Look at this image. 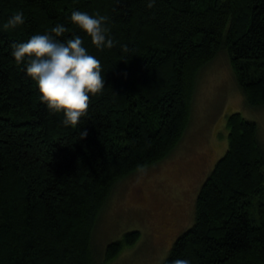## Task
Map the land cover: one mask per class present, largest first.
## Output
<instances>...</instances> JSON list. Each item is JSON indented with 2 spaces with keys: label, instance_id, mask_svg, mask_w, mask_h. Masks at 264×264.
Returning <instances> with one entry per match:
<instances>
[{
  "label": "trees",
  "instance_id": "trees-1",
  "mask_svg": "<svg viewBox=\"0 0 264 264\" xmlns=\"http://www.w3.org/2000/svg\"><path fill=\"white\" fill-rule=\"evenodd\" d=\"M0 0V264H109L141 238L106 246L92 234L102 208L125 177L167 158L185 136L200 72L225 49L247 104L264 106V0ZM108 19L111 49L98 50L70 20L73 11ZM24 23L4 24L14 12ZM79 35L100 61L104 88L89 93L87 114L65 126L63 111L40 100L36 82L11 55L13 43L50 34ZM127 45L128 51L122 50ZM229 147L202 184L195 223L162 264H264L253 199L264 190L258 126L227 117ZM87 136L81 138V132Z\"/></svg>",
  "mask_w": 264,
  "mask_h": 264
},
{
  "label": "rangeland",
  "instance_id": "rangeland-1",
  "mask_svg": "<svg viewBox=\"0 0 264 264\" xmlns=\"http://www.w3.org/2000/svg\"><path fill=\"white\" fill-rule=\"evenodd\" d=\"M198 77L190 124L176 149L165 160L123 178L102 208L91 245L98 261L107 244L135 230L141 238L109 264H162L167 259L175 240L194 225L201 186L229 147V113L241 112L257 123L264 149V106L247 104L227 51L220 50ZM260 204L264 190L251 206L255 225L260 224Z\"/></svg>",
  "mask_w": 264,
  "mask_h": 264
},
{
  "label": "clouds",
  "instance_id": "clouds-1",
  "mask_svg": "<svg viewBox=\"0 0 264 264\" xmlns=\"http://www.w3.org/2000/svg\"><path fill=\"white\" fill-rule=\"evenodd\" d=\"M155 4L156 0H147L146 6L151 9ZM107 19L98 13L92 16L78 10L70 16V20L91 37L98 50L115 46V41L107 38L109 30L104 27ZM23 23V12H14L4 24V29H14ZM66 30L65 26L57 24L50 34H36L26 42L13 43L11 55L17 64L24 63L27 76L38 86L41 102L54 113L63 111L62 123L65 126H76L87 114L89 93L96 95L105 86L100 61L88 54L79 35L65 41L57 39ZM121 47L124 52L128 51L127 45ZM86 136V130L81 132V138ZM171 264L191 262L175 259Z\"/></svg>",
  "mask_w": 264,
  "mask_h": 264
},
{
  "label": "crops",
  "instance_id": "crops-1",
  "mask_svg": "<svg viewBox=\"0 0 264 264\" xmlns=\"http://www.w3.org/2000/svg\"><path fill=\"white\" fill-rule=\"evenodd\" d=\"M215 165V164H214ZM122 257V256H121Z\"/></svg>",
  "mask_w": 264,
  "mask_h": 264
}]
</instances>
